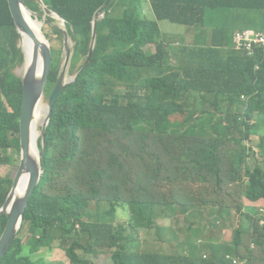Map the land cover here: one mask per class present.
Wrapping results in <instances>:
<instances>
[{"label": "trees", "instance_id": "obj_1", "mask_svg": "<svg viewBox=\"0 0 264 264\" xmlns=\"http://www.w3.org/2000/svg\"><path fill=\"white\" fill-rule=\"evenodd\" d=\"M42 1L65 21L76 57L88 56L94 15L107 0ZM148 1L154 20L141 1V9L126 4L117 16L118 0L99 19L91 63L56 100L41 158L44 174L0 264H44L31 256L45 246H68L73 264H91L74 252L88 255L104 245L114 251L113 264H233L227 256L241 261L254 252L252 244L263 264L259 213L252 210L257 221L239 230L233 244L219 245L215 233L235 226L233 213L243 211V198L264 200L262 162L255 159L254 168L246 162L249 150L255 155L246 146L254 134L264 162V47L254 58L233 49L235 32L264 31V0ZM24 2L41 12L35 0ZM160 21L191 27L194 42L164 41ZM0 31V115L8 122L0 128L1 165L21 154L23 78L8 64L24 53L7 0H0ZM151 45L156 52L147 58ZM143 68L152 75L136 81ZM6 198L0 193V209ZM170 208L189 214L183 243L192 256L163 253L166 235L142 251L154 229L164 232L160 221L171 219ZM120 210L128 223L116 226ZM7 219L0 216V238ZM193 243L197 251L189 248Z\"/></svg>", "mask_w": 264, "mask_h": 264}, {"label": "rangeland", "instance_id": "obj_2", "mask_svg": "<svg viewBox=\"0 0 264 264\" xmlns=\"http://www.w3.org/2000/svg\"><path fill=\"white\" fill-rule=\"evenodd\" d=\"M130 1H133L132 3L133 10L141 9L138 3V0H130ZM130 1L118 0V2L116 3V5L114 6L112 10L113 13L116 14L117 16H121L122 10L120 9V7H123L128 3L130 4L131 3ZM35 3L38 4L39 10H41V12L33 13L32 17L36 22L40 23L41 27L39 30H42L46 38L45 42L48 43L51 49L53 50V56H54L53 65H52L53 69H51L52 71L50 74H53L56 79L57 77L59 78L61 72L63 71L65 62H66L65 45H69L72 48V50H71V57L67 65V80H72L82 69L84 63L86 62L87 56H84L82 58L76 57L77 53L74 49L75 43H73L72 38L70 37V34H69V28L66 27L64 21H62V19L56 15H47L46 13L44 14L46 6L43 5L41 0H35ZM141 4H142V1H141ZM148 5H149L148 1H145V3L142 4V9H143L144 15H146V17L149 18L151 17L152 13ZM114 14H112V16L115 18ZM48 19H50V24L48 23L49 21ZM51 26H55L60 31L62 30L64 32V35L60 36L57 33H55L51 29L52 28ZM179 26H180L179 23L166 21V22L161 23V30L165 36H167L170 40L174 41L175 43L180 41L181 38H185L187 41L190 42L193 39L194 30L191 29V27H189L185 29L184 33L173 35L179 29ZM2 34L3 33L0 31V35ZM22 37L23 36L19 35V39L17 40V48L21 50H23L22 46L25 45L24 41L22 40ZM1 43L4 44L7 49H10L8 42L3 40L1 41ZM185 44H188V43H185ZM145 51H146V55L148 58L149 56L153 54V52L154 53L156 52V47L152 45L147 46L145 48ZM23 53H24V56L21 61H18V58H15L13 59L12 62L8 64V70L19 78H23L26 72V69H25L26 54L24 51ZM93 55H94V51H93ZM92 58H91V61H92ZM151 75L152 73L148 68H143L141 71V77L134 75V79L136 81H142L143 77L151 76ZM2 78H4L3 75L1 76L0 79ZM49 81L50 83L48 82L47 84L45 96L42 101V104L46 107H48L49 105L50 95L56 85V80L55 82L51 81V79ZM245 100H247V98H245ZM244 112H245V108H242L239 113L243 114ZM4 116H5L4 114L0 115V128L4 124H8V122L4 120ZM45 118L46 116L42 118V122L38 125L37 130H38L39 139L42 135V128L44 126ZM258 141H259V135L254 134L251 137L250 141L246 143L247 149H252V151L255 153V155H252L251 151L249 150V152L246 155V162L251 164L252 168H254L255 166V164H253V161L255 159H258L259 162H262V168H264L263 159L257 155L256 145ZM20 160H21V154L13 155L12 162L2 163L0 165V177H1L0 181L2 182V185L5 187L4 191L0 192L1 194H7V196L10 194L12 187H13L14 179L18 173ZM244 172H245V167H244ZM243 205H244V209L242 212L237 213V214L233 213V220H234L235 226L233 228H225L223 229V231H217L215 233V238L217 239V243L219 245L224 246L226 244L235 243V240H236L235 237H237L238 232L241 229L247 232L249 228L254 224V222L257 221L254 217L253 211L259 213L255 215H258L261 217V220H259L258 223L261 226V229L264 227V211L262 210V208L264 207V200L253 202L251 200L243 198ZM94 206L95 205H92V207ZM170 215H171L170 220L160 221V224L162 226L163 225L165 226L163 235L169 236V238H171L172 241L177 245L173 246L171 249L163 250V253L172 254L174 256H182V255L192 256L191 251L185 248V247H188L187 244L183 243L186 238V232H184V230L189 225V217H188L189 214L185 213L181 209H178L176 212L173 213L171 212V208H170ZM119 216L120 218L118 221L113 222L112 218H110L109 221L113 222L114 225L116 226L122 223H128L126 214L123 213L121 210L119 211ZM227 224H231V223L228 222ZM77 230H79V226H77ZM143 233H144L143 230H139L140 235H143ZM253 233H254V230H253ZM153 235L154 236L156 235V231L153 232ZM28 238H29L28 235L24 236L25 245L28 244ZM207 239L208 238L206 237L202 238L203 241H206ZM170 243L171 242H169V244ZM150 245H151V240L148 239L142 247L143 253L147 251ZM242 247H243V244H242ZM69 248L70 247L68 246L67 247L55 246L53 249L48 248V246L42 247L39 249L40 250L39 253L34 254V259L31 256V261L39 262L41 259H43L44 264H73L69 254L67 253V250ZM189 248H192L193 250L197 251L198 243H193L192 247H189ZM252 249L254 250V252H249V253L246 252L241 261L237 258H231L230 256H227V259L232 260L233 264H262V259L260 255L257 254V252L260 250L257 249L256 246H254V244H252ZM74 253L80 259H86L91 264H113L114 251L110 249L108 245H104L100 247L99 249L91 252L88 255H84L82 250H77ZM262 256L264 258V252H262ZM263 264H264V261H263Z\"/></svg>", "mask_w": 264, "mask_h": 264}, {"label": "water", "instance_id": "obj_3", "mask_svg": "<svg viewBox=\"0 0 264 264\" xmlns=\"http://www.w3.org/2000/svg\"><path fill=\"white\" fill-rule=\"evenodd\" d=\"M11 16L15 23V27L19 35L24 34L30 35L35 41V54L31 61L29 68L26 70L23 77V94H22V105L20 112V143H21V160L18 169V173L14 179L13 187L10 194L7 196L3 207L0 209V216H7V225L0 238V262L7 255L13 241L15 240L17 234L19 233L25 212L29 206V201L33 195L36 187L39 185L44 170L41 167V158L44 160L46 153V131L50 120L53 115V110L55 107L56 100L58 96L65 90L67 85L74 83L80 74L84 73L91 62L93 56V51L96 44L97 31L96 26L100 18L104 17L105 9L110 5L111 0H107L106 3L95 13L93 20V36L90 51L88 53L86 62L84 63L82 69L79 73L72 79L67 80V65L71 57L72 48L69 45H65V55L66 62L63 67L56 85L50 95L49 105L46 111V118L44 120V126L42 128V154L39 148V136L36 143V150L39 154V159H35L32 156V142H33V127H34V117L35 112L39 104L42 103L45 96V91L47 84L49 82L50 73L53 65L52 59V49L48 43L45 41H39L35 33L32 31L30 26L25 21L22 12V6H26L24 0H7ZM28 8V7H27ZM29 9V8H28ZM30 10V9H29ZM31 11V10H30ZM32 14L35 13L31 11ZM45 13L47 15H59L55 14L53 11L46 7ZM41 27V26H40ZM62 33H64L61 30ZM23 33V34H22ZM39 49H41L42 55V71L38 75V59H39ZM24 51V50H23ZM40 137V138H41ZM27 174L29 176L28 185L26 191L23 195L17 196L15 194L18 183L23 175Z\"/></svg>", "mask_w": 264, "mask_h": 264}, {"label": "bare ground", "instance_id": "obj_4", "mask_svg": "<svg viewBox=\"0 0 264 264\" xmlns=\"http://www.w3.org/2000/svg\"><path fill=\"white\" fill-rule=\"evenodd\" d=\"M41 2L43 3V1L41 0ZM44 5V3H43ZM22 12H23V16L25 18V21L27 22V24L30 26V28L32 29V31L35 33L36 38L39 41H46V38L42 32V30L40 29V23H38V25H36L35 23L32 22L31 17H32V12L25 6H22ZM45 14V12H44ZM23 34V33H22ZM22 40L24 41V46H22L25 54H26V67L25 69L27 70L31 64V61L33 59V56L35 54V41L34 39L28 35V34H24L22 37ZM34 49V50H33ZM33 50V53H32ZM41 49H39V59H38V75H40L41 71H42V66H43V61H42V55H41ZM46 111H47V107L44 106L42 103L39 104V106L36 109L35 112V117H34V127H33V142H32V156L35 159H39V154L36 150V143H37V139H38V125L42 122V118H44V116L46 115ZM28 180H29V176L27 174L23 175L18 183V186L16 188L15 194L17 196H21L25 193L27 185H28Z\"/></svg>", "mask_w": 264, "mask_h": 264}, {"label": "built area", "instance_id": "obj_5", "mask_svg": "<svg viewBox=\"0 0 264 264\" xmlns=\"http://www.w3.org/2000/svg\"><path fill=\"white\" fill-rule=\"evenodd\" d=\"M234 43L237 50L253 55L259 47H264V31L247 29L237 31L234 35Z\"/></svg>", "mask_w": 264, "mask_h": 264}, {"label": "clouds", "instance_id": "obj_6", "mask_svg": "<svg viewBox=\"0 0 264 264\" xmlns=\"http://www.w3.org/2000/svg\"><path fill=\"white\" fill-rule=\"evenodd\" d=\"M7 2H8V1H7ZM8 7H9V5H8ZM9 10H10V9H9ZM62 21H64V20H62ZM64 23H65V21H64ZM233 49H234L235 51H237V52L242 53L244 56H246V57H248V58H254V57L256 56V54H257V50H255V52H254L253 55H249L248 53H244V52H241V51L237 50L236 47H233ZM258 69H259V66L257 65V66H256V70H258ZM242 99L245 100V97L243 96ZM39 140H40V139H39ZM41 167H42V166H41ZM42 170H43V169H42ZM28 181H29V180H28ZM167 220H170V219H165V220H161V221H167ZM161 227L164 228L165 226H164V225H163V226L161 225ZM154 231H156V235H155V236L153 235V232H154ZM163 233H164V232H162V231H160V230H158V229H154V230L150 233V240H151V241H159V240L163 239V238H162V237L164 236ZM166 236H167V235H166ZM164 240L167 241V243L163 244L165 250H167V249H171L173 246H176V245H177V244H175V243L172 241L171 238H169V236H167V239H164ZM169 242H171V243L169 244Z\"/></svg>", "mask_w": 264, "mask_h": 264}, {"label": "crops", "instance_id": "obj_7", "mask_svg": "<svg viewBox=\"0 0 264 264\" xmlns=\"http://www.w3.org/2000/svg\"><path fill=\"white\" fill-rule=\"evenodd\" d=\"M126 1H129V0H126ZM140 1H142V4L143 3H145V1H148V0H138V2H140ZM133 2H131L130 4L128 3V5H131ZM141 4V5H142ZM148 6H149V8H150V11H151V13H152V15H151V17H149V19H151V20H154L155 19V12H154V10H153V8H152V5H151V3L148 1ZM146 16V15H145ZM148 18V17H147ZM162 22H166V21H160L159 22V27H160V30H161V23ZM186 28H189V27H186V26H179V29L173 34V35H177V34H182V33H184V31H185V29ZM192 29V28H191ZM161 34H162V37H163V39H164V41H166V42H171V43H175L174 41H172V40H170L167 36H165L163 33H162V30H161ZM194 34H193V39L189 42V41H187L185 38H181V40L180 41H178V42H176L175 44L176 45H178V44H180V43H193L194 42ZM154 53V52H153ZM173 62L175 63V60H173Z\"/></svg>", "mask_w": 264, "mask_h": 264}, {"label": "flooded vegetation", "instance_id": "obj_8", "mask_svg": "<svg viewBox=\"0 0 264 264\" xmlns=\"http://www.w3.org/2000/svg\"><path fill=\"white\" fill-rule=\"evenodd\" d=\"M31 20H32L33 23H35L36 25H38V23H36V22L34 21L33 17H31ZM33 50H34V49H33ZM33 50H32V53H33Z\"/></svg>", "mask_w": 264, "mask_h": 264}]
</instances>
